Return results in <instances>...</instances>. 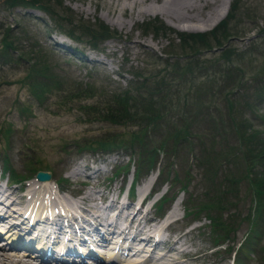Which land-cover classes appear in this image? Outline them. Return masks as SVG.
I'll use <instances>...</instances> for the list:
<instances>
[{"label": "rangeland", "instance_id": "374dc122", "mask_svg": "<svg viewBox=\"0 0 264 264\" xmlns=\"http://www.w3.org/2000/svg\"><path fill=\"white\" fill-rule=\"evenodd\" d=\"M3 1L0 0V23L11 26L15 22L16 26L11 28V32L20 38L21 47L27 48L30 43L31 47L35 46L34 49L37 50V54L43 55L50 64H54V70L65 78L68 91L73 90L76 82L81 86L85 83L91 84L96 89L124 87L131 79L130 70L139 69L144 74L149 73V71H156L160 67L154 65L156 63L152 64V58L147 55L159 54L166 47L168 38H173L175 35L173 33L207 32L224 17L214 24H200V27L189 29L188 26L198 23L191 21L176 22L166 19L152 10V7L159 5L154 0H49L54 17H63L68 14L73 18L72 25L77 24V21L87 24L101 22L108 29L117 33L118 37L106 38L98 45L99 49L91 50L87 44L71 41L60 34L61 31L57 29L55 22L47 13L35 11V9L25 10L20 5L6 8L3 6L5 5ZM231 1L228 2L226 12ZM216 3L219 4L220 0H217ZM190 4L193 5V10L190 8L185 11L187 14L203 16L210 10L212 1L206 3L204 0H192ZM154 20L163 26L164 35L158 31L159 33L157 32L156 37H154L150 30L143 33L142 28H139L143 21L153 22ZM228 29H230L232 36L227 41L222 40L219 45H216L215 40L208 36L207 40L211 49L201 52L198 57L207 58L211 62L208 66L210 67L213 65V61L217 60L221 47L230 45L235 52H241L236 59V56L233 57V62L234 65L241 66L242 78L238 82L235 93L226 95V98L228 97L231 102H234L232 118L229 120L226 117L224 123L226 128L230 129V141L229 143H218L215 145V149L209 151V155L203 151H198L195 143H192L191 148L178 150L177 155L168 165L167 179L170 184L161 180L160 184H164L160 187L157 184L154 185L155 173L151 179H148L146 175L140 176L137 180L136 190L145 192L149 186H153L152 189H155L156 193L151 196L152 199H155L157 195H162L168 186L165 192L167 195L165 198L168 201L160 204L156 211L152 210L153 214L150 210L154 217L161 215L167 205L169 207L171 202L168 198L175 195L174 192L179 184L174 183L176 180L171 182L173 173L179 178L178 180L183 177V174L188 173V190L193 191L197 199L204 202V198L211 187L208 186V179L205 178L208 174L205 176L204 169L195 166L194 156L205 154L212 159L215 158L214 160L217 158L220 168L215 172L219 173L221 169L222 175L238 177L246 173L249 176L256 172L264 173V92L262 91L264 89V0H238ZM53 30L57 31L54 32ZM217 37L221 39L218 34ZM176 42L177 39L173 41V43ZM69 46H77L80 53H73L68 48ZM173 46L175 47V45ZM249 47L250 49L247 50ZM242 51L246 52L242 54ZM203 63L207 64L208 62L205 60ZM29 64L30 61L24 58L22 62H5L0 50V131L2 127L9 124L10 131L7 133V137L10 143H8L9 148L5 150V154L8 155L14 170L21 174L26 173L24 160H32L35 154L40 159V163L51 170L57 187L61 188L58 195L66 198V202L72 201L70 199L76 195L77 191L87 193L94 191V184L97 183L95 180L101 181L102 179L101 182L104 185L108 184L112 191L120 183L125 188L128 179L131 177L132 169H129L126 176H123L121 168L114 172L115 166L103 175L99 174L98 176L91 173L92 176L90 177H84L81 174L69 175L67 171L77 159L84 158L86 160V154L92 155V159H95L101 157L100 153L111 152L112 155L122 156L119 164H127V157L118 151V148L89 151L86 147L77 148L75 143L92 141V139H97L105 133L118 132L129 127L103 124L95 120L84 121L85 115L78 110L77 104L89 102L92 100L91 98L86 100L84 97L70 98L69 101L64 102L59 99L60 97H56L54 91H51L45 93V98L39 104L31 96L28 84L23 82L27 71L26 66ZM202 65L204 68L210 69L206 65ZM227 66L229 69L231 62H227ZM213 68L217 67L212 66ZM224 80L223 77L217 80L219 86L223 84ZM113 81L114 83H112ZM261 91L262 93H259ZM217 93L210 104L211 109L213 106H220L224 109L223 95ZM204 103L208 105L209 94L204 97ZM180 106V102L174 103V98H172L171 103L167 106L171 109L168 114L170 118L175 117ZM22 108H26V110ZM234 124H239L236 131L232 126ZM204 126L203 120L198 124L199 130L203 129ZM2 134L1 131L0 157L4 153H2L4 150L2 149L4 145ZM112 172L114 174L109 180L110 182L106 183L107 179H103V176L108 178ZM60 175L67 179L58 183ZM209 176L212 177L210 174ZM217 178L218 174L213 178L214 184L218 182L215 181ZM81 181H85L88 185L84 186ZM26 183L29 182L11 185L8 189H23L25 187L23 184ZM3 187H5L4 180H0V189ZM237 190L241 196L247 194L244 180L238 183ZM184 198L185 196L177 195L173 200L177 201L174 215L179 220L170 228L175 234L181 236L182 245L176 252H182L184 255L179 258L176 257L178 263H175L231 264V255L225 250H220V246L215 248L213 245V236L208 233V221L206 218L203 219L206 211H199L200 221L191 218V215L180 218ZM248 204V196L241 198L237 204L239 216L246 213ZM226 214L225 211L221 217L225 218ZM237 219L235 217V221ZM251 231L252 229H249L245 220L240 222L235 231L233 243L236 245L243 238L249 235L253 236L252 240H247L249 244L246 248L241 250L244 255L239 254L242 257L240 264H264V233L261 234L259 231V234H252ZM172 254L174 256V253Z\"/></svg>", "mask_w": 264, "mask_h": 264}, {"label": "trees", "instance_id": "16d2710c", "mask_svg": "<svg viewBox=\"0 0 264 264\" xmlns=\"http://www.w3.org/2000/svg\"><path fill=\"white\" fill-rule=\"evenodd\" d=\"M3 2L5 4L3 6L6 8L20 5L37 8L47 13L55 22L57 29L69 39L87 44L92 48H98L100 42L106 38L118 37L117 33L108 29L101 22L87 24L77 21V24L72 25L73 18L68 14L63 17H54L49 0H4ZM237 3L238 0H232L229 3L224 17L210 31L173 33L175 34L173 38L177 39L176 43H173L176 39L169 37L166 47L159 54L147 55L152 58V64L156 63L154 65L160 67L156 71H149V73L144 74L139 69L130 70L131 79L124 87L96 89L91 84L85 83L81 86L76 82L73 90L68 91L65 78L54 70V64H50L42 54V56L38 55L37 50L34 49L35 46L31 47V43L28 44L27 48H22L19 42L20 38L11 32L12 26L3 23H0L1 55L5 62H22L23 58L30 61V64L26 66L27 71L23 82L28 84L31 96L39 104L45 98V93L51 91H54L56 97H60L59 99L64 102L69 101L70 98L84 97L85 100L91 98L92 100L89 102L77 104L78 110L85 115L84 121L95 120L103 124L129 127L118 132L105 133L97 139H92V141L76 142L77 148L119 147L125 151L128 150L130 155H134V176L141 172H148L154 168L157 162L161 161V168H158L157 171V178L161 182L167 178L168 165L177 155L178 150L191 148L192 143H195L198 151H203L209 155V151L215 149V145L230 141V129L226 128L224 123L226 117L229 120L232 118L234 102H231L228 97L226 98V95L235 93L238 82L242 78L241 66L234 65L233 62V57L236 56V59L241 52H235L230 45L221 47L217 60L212 63V66L217 68L213 69L212 66L208 67L211 62L207 58H199L198 56L201 52L211 49L207 40L208 36L215 40L216 45L221 44L222 40L227 41L232 36L228 24L233 18ZM12 25L16 26V23L14 22ZM140 25L139 28H142L143 33L150 30L154 37L158 31L161 35L165 34L163 26L156 20L153 22L143 21ZM217 34L220 35L221 39L217 37ZM23 39L25 38L23 37ZM73 48L78 50L77 47ZM175 48L178 52H175ZM249 49L250 47L247 50ZM205 60L208 62L207 64L203 63ZM227 62H231L229 69ZM201 63L210 69L204 68ZM222 77L225 80L219 86L217 80L222 79ZM262 91L264 92V89ZM216 93L223 95L225 111L220 106H213L211 109L210 104ZM207 94H209L208 105L204 103V97ZM172 98H174V103L180 102L181 105L173 119L168 115L171 109L167 108ZM22 109L26 110V108ZM203 120L205 126L199 130L198 124ZM232 126L236 131L239 124ZM1 131L4 136V145L2 146L4 149L2 151V153L4 152L2 158L4 167L11 171L10 178L12 180L21 179L22 176L14 174L8 165L5 154V150L9 148L8 143H10L7 137V133L10 131L9 124L2 127ZM194 159L195 166L203 168L206 173L205 176L208 174L205 178L208 179V186L211 187L204 198V202H198L196 209L199 212L204 207L207 211L211 231L214 234L213 239L217 240L216 244L218 245V242L224 243L225 240L229 239L230 234L228 233L233 234L242 220L248 223L249 229H252V234H259V231L263 234L264 173L256 172L252 176L246 173L238 177L223 174L220 180L214 184L215 170L220 168L217 158L214 160L215 158L212 159V157L201 154V156H194ZM27 165L26 168L30 174L37 169H48L46 165L40 163V159L35 154L32 161H28ZM127 168V166H122L123 171H126ZM49 171L52 175L51 170ZM171 177V182L176 180L174 183L178 181L181 187L185 189L188 173L183 174L180 180L174 173ZM59 179L63 180L61 177ZM242 180L246 182L247 194L241 196L237 190V185ZM246 196H248L249 202L247 211L244 215L239 216L237 204L241 198ZM195 200L198 201L197 196H195ZM225 211L227 212L226 217L222 218L221 215ZM194 212L195 210L191 214ZM235 217L238 218L236 221ZM250 239H253L252 235L245 237L238 249L243 248L245 241ZM231 249L232 247L227 246L226 251L229 252Z\"/></svg>", "mask_w": 264, "mask_h": 264}, {"label": "bare ground", "instance_id": "6f19581e", "mask_svg": "<svg viewBox=\"0 0 264 264\" xmlns=\"http://www.w3.org/2000/svg\"><path fill=\"white\" fill-rule=\"evenodd\" d=\"M190 0H154V2H158L159 5L152 7V10L156 12L157 14H160L161 16L165 17L166 19L170 21H176V22H185V21H191L194 23H198L197 25H192L188 26L189 29H194L196 27H200V24H214L217 22L219 19H221L227 9L228 2L229 0H220V3L217 4V0H204V2L208 3L212 1V5L210 7V10L203 16H195L192 14H187L185 11H188L190 8L193 10V5L189 3ZM217 4V5H216ZM96 167L99 169V166L96 165ZM84 168V167H83ZM95 168V170H97ZM94 169V167L92 168ZM89 170V169H88ZM91 173V172H90ZM77 171H72L71 175H76ZM152 178L153 175H150ZM39 182V181H38ZM52 182L51 180L49 181H44V182H39L43 186L49 185V183ZM40 185V184H38ZM46 189L44 187H40L39 189ZM42 190H29L26 192V194H39L41 193L42 195L46 194V191ZM0 194L2 195V199L0 200V225H3V227H8L6 232H9L11 229V224L13 222H23L21 211L17 205L21 206L23 205V195L19 194L18 191L16 190H3L0 189ZM24 194V196L26 195ZM88 197H94L93 194L91 193H83L78 196V199L75 201H68L64 197H58L57 199L53 200V204H58L62 203L67 207L70 208H76L78 207L80 212L83 214V217H80L78 219H73V224L66 225V229H62L60 227L56 228L54 232H52L53 235L57 234H64L65 232L67 233H73L75 234L77 231L81 230L82 224L87 222V220L90 219L93 223L96 221H101L102 219V212L96 209L95 207H92L88 203ZM93 200V199H92ZM117 204L115 201H110L108 204ZM62 204L60 206H62ZM108 205V207H109ZM22 208V207H21ZM117 209L116 207H114ZM104 211L107 209V206H104ZM37 211L33 210V214H36ZM125 213L122 211L120 208L116 211L115 215L111 217V220H108L109 223L107 224V221H104V224L102 225L103 228H100L102 230V234L100 235L101 242L99 241L98 243L100 244L101 248H106L108 245H110L109 240L111 239L112 236L116 234V236L121 237L119 240V244L116 245L118 246L121 245L122 242V234L123 230H125L127 227L130 226V228L133 227V235L130 237L129 241L126 243L127 250L125 251V247L121 248L123 249L120 253V259H116L114 261H106V260H101L100 258L94 262V264H174L175 262L178 263V260L176 259L179 258L182 254V252L178 253L176 252L174 248V243L172 242H167V241H161V240H151L150 237L145 236L135 239V235L142 234V229L143 225L140 226L139 223H136L135 225L131 224L133 216L131 217V214L128 213V215L125 216V220L127 221V224L123 228H119L117 226V222L121 216V214ZM49 216H52L51 213H49ZM108 213L106 212V215ZM72 217H75V215H72ZM22 219V220H21ZM40 222H45L42 218L38 219ZM55 220V219H53ZM146 221H144L145 223ZM149 222V220H148ZM147 222V223H148ZM170 222V221H169ZM22 224V223H21ZM96 226L99 227V223L96 222ZM120 229V230H119ZM2 230V229H1ZM85 232H89L88 228H85ZM14 242L8 244L7 242L3 244L2 248H0V264H86L85 261H87V257H66V256H60L58 254H41V255H35L33 252H22V250L19 249V247H14L13 245H17V240H20L19 237H15ZM181 236L177 234L175 242H181L180 240ZM94 242V240H92ZM142 243V241L145 242V244L133 247V243L135 242ZM97 243V244H98ZM12 244V245H11ZM151 245L152 249H164L163 252H160L161 254L157 256V261L152 262V257L150 258V253H152V249L147 253L149 250L148 246ZM136 245V243H135ZM172 245V246H171ZM147 246L148 249H144L143 247ZM139 247V248H138ZM101 248H98V251H102ZM92 252V251H91ZM170 252V254H169ZM119 253V250L117 251V255ZM174 253V256L173 254ZM184 253V252H183ZM139 255L141 257H139ZM184 256V255H183ZM97 257H99V254L97 253ZM41 258H47L45 260H42ZM85 258V259H83ZM76 259L78 263L73 262V260ZM83 259V260H82ZM97 259V258H96ZM197 259V258H196ZM64 260V261H63ZM185 261V260H184ZM184 263V262H183ZM176 264V263H175Z\"/></svg>", "mask_w": 264, "mask_h": 264}, {"label": "water", "instance_id": "95a60500", "mask_svg": "<svg viewBox=\"0 0 264 264\" xmlns=\"http://www.w3.org/2000/svg\"><path fill=\"white\" fill-rule=\"evenodd\" d=\"M49 177L48 173L42 172V171H37L35 173V178L39 181L47 180Z\"/></svg>", "mask_w": 264, "mask_h": 264}]
</instances>
